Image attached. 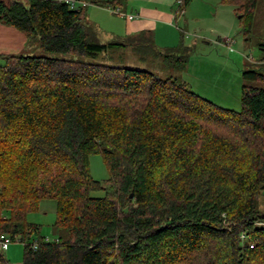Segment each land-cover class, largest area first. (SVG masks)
<instances>
[{
  "label": "trees",
  "instance_id": "16d2710c",
  "mask_svg": "<svg viewBox=\"0 0 264 264\" xmlns=\"http://www.w3.org/2000/svg\"><path fill=\"white\" fill-rule=\"evenodd\" d=\"M258 1L222 0L243 37ZM88 5L0 0V24L50 54L0 52V234L20 236L21 264H264V87L242 85L235 111L180 77L87 61L130 47L181 71L189 51H158L150 30L103 41ZM255 66L242 78L264 82V55ZM91 154L107 168L102 182ZM44 198L66 233L55 241L24 221Z\"/></svg>",
  "mask_w": 264,
  "mask_h": 264
},
{
  "label": "rangeland",
  "instance_id": "374dc122",
  "mask_svg": "<svg viewBox=\"0 0 264 264\" xmlns=\"http://www.w3.org/2000/svg\"><path fill=\"white\" fill-rule=\"evenodd\" d=\"M140 4L162 8L163 11L170 12L172 18L179 9L178 0H125L119 8L127 13L130 10L136 11L135 6ZM182 8L184 13L178 15L175 20L173 19L176 42L171 44L172 41L165 36L163 43L157 44L160 41L158 36L154 44L160 52L177 45L188 47V61L183 70L173 71L168 68L160 55H144L141 59L140 55L129 47L109 49L99 53L96 57H86L85 60L147 70L161 78L177 76L201 97L220 107L238 111L241 107L240 88L242 85L264 87V82L245 80L241 74L244 70L256 68L255 64L258 59L264 55V48L259 46V43L264 42V0L258 1L251 30L245 37H243L242 25L233 7L223 3L222 0H189ZM86 15L97 28L100 39L103 41L110 40L105 38L108 35L107 31L121 30L125 22V17L112 13L109 7L88 5ZM158 26L162 25L159 23ZM5 48L1 46L0 51L22 55H50L26 37L21 47L14 50ZM51 55L55 56V54ZM89 172L92 178L98 181L102 182L107 179L108 171L100 154L89 156ZM90 195L101 197L104 192L102 190L91 191ZM257 208L264 213V187L258 196ZM24 221L36 224L40 228L39 235L44 239L55 241L59 236L66 235L65 230L55 227L56 202L53 198L41 199L35 210L26 213ZM36 237L33 235L30 241L35 240ZM4 256L9 264H21L23 243L20 236L15 237V240L9 244L7 250L4 251Z\"/></svg>",
  "mask_w": 264,
  "mask_h": 264
},
{
  "label": "crops",
  "instance_id": "0c3cea01",
  "mask_svg": "<svg viewBox=\"0 0 264 264\" xmlns=\"http://www.w3.org/2000/svg\"><path fill=\"white\" fill-rule=\"evenodd\" d=\"M169 4L172 6V2H170ZM126 6L128 7L127 3ZM135 7H136V11L130 10L127 13L133 14L136 17H134L133 19L125 18L123 28L121 30L107 31L108 35H106L107 37L105 38L125 39L137 35L143 30H150L154 42L156 41V38H158L159 36L160 41H158L157 44H162L163 40H165L166 37L169 38L168 40L172 41L171 44H173V42H176L177 39L176 38L174 39L175 28H173V22H174L173 19L174 20L176 19L175 13L172 18V14L168 11H163L162 8L145 6L141 4L136 5ZM86 18L88 19L87 15ZM159 23L162 26H158ZM161 27H165V28H161ZM152 30L154 31V33ZM24 40H25V36H23L21 33L16 31L12 27L0 24V47L5 46L6 48H10L14 50L17 47H21ZM0 52L11 53L6 51H0Z\"/></svg>",
  "mask_w": 264,
  "mask_h": 264
},
{
  "label": "built area",
  "instance_id": "2783aa9c",
  "mask_svg": "<svg viewBox=\"0 0 264 264\" xmlns=\"http://www.w3.org/2000/svg\"><path fill=\"white\" fill-rule=\"evenodd\" d=\"M63 1L69 3L71 7H74L75 5H82V6L88 5V3L83 0H63ZM178 3H179V9L175 13L176 17L184 13V9L182 8V0H178ZM109 9L112 13L118 14L127 19H133L134 17H136L133 14L121 11L119 7H116V8L109 7ZM227 43H229L228 40H227ZM10 243H11V240L6 234H0V251L7 250ZM33 248L35 249V246Z\"/></svg>",
  "mask_w": 264,
  "mask_h": 264
},
{
  "label": "water",
  "instance_id": "95a60500",
  "mask_svg": "<svg viewBox=\"0 0 264 264\" xmlns=\"http://www.w3.org/2000/svg\"><path fill=\"white\" fill-rule=\"evenodd\" d=\"M262 187H264V186H262Z\"/></svg>",
  "mask_w": 264,
  "mask_h": 264
}]
</instances>
